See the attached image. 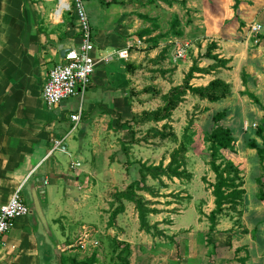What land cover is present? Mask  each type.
I'll list each match as a JSON object with an SVG mask.
<instances>
[{"label":"crops","instance_id":"crops-1","mask_svg":"<svg viewBox=\"0 0 264 264\" xmlns=\"http://www.w3.org/2000/svg\"><path fill=\"white\" fill-rule=\"evenodd\" d=\"M187 2L190 6V0ZM159 4L171 8L163 1ZM154 5L158 3L147 0L90 2L87 11L92 26L94 55L101 60L96 65L84 98L81 96L79 99L80 95L70 97L49 107L42 97V89L50 70L65 62V54L70 48L79 47L81 32L78 20L73 12H64L59 16L60 12L56 13L58 0H43L39 4L30 0H0V204L8 202L28 176L31 175L29 185L32 187L36 186L35 183L40 184L44 176L46 188L43 201L54 235L48 236L40 223L32 221L30 214L17 218L0 242V264H73L74 259L69 257L74 255L71 252L76 247L71 236L76 235L80 225L85 230L90 228L96 232H103L105 227L107 233L121 228L122 237L113 238L129 243L130 247L135 245L119 223L121 218L130 215L128 213L135 212L138 216L134 202L123 199L125 209L117 215L118 223L114 227V224L107 223L110 222L108 216L105 215L104 219L97 208V202L101 201L97 198L98 186L114 185L123 191L139 179L138 172L131 176L128 166L123 163V156H128L132 149L127 147L131 145L127 142L128 124L137 122L143 127L152 123L158 131L162 130L164 123L175 125L177 108L171 118L159 122L143 121V113L136 112L139 108L152 111L163 105L162 95L183 83L195 61L188 59L187 53L174 65L172 57L164 49L168 45L159 53L157 49L160 47H147V43L140 47L136 44L138 31L142 28L138 25L145 20L141 18V13ZM263 11L264 0H240L237 14L241 20L238 25L248 24L249 32L252 23L259 21L264 25ZM229 33L223 28L214 32V37L210 39L217 45L212 53L228 60L226 66H213L216 60L204 55L198 63L203 70L196 71L190 83L206 86L212 80L220 79L231 87V94L224 98L227 102L237 98L240 91L248 90L264 105V32L254 33L256 43L261 40L263 43L252 57L248 55L249 51L245 56L246 53L237 49L236 39H243L227 35ZM250 38L242 42L251 46ZM63 49L65 54H62ZM126 49L128 57H119L118 52ZM244 56L255 59L243 61ZM105 57L109 59L104 60ZM243 64L251 65L243 66L247 72L244 79L241 71ZM80 105L82 116L75 126L71 114ZM261 110L259 115L263 116L264 110ZM172 131L177 135L174 129ZM65 134H68L65 141L68 153L59 151L57 155L55 151L49 154L53 139ZM152 137L153 144L149 145L160 149L156 142L161 139L155 131ZM167 139L172 138L165 141ZM258 141L262 142V139L258 137ZM134 145L139 147L135 142ZM158 149L153 150V156H157ZM233 154L235 164L242 171L245 200L251 201L250 193L253 192H250L249 186L254 185L257 189L259 177L264 183V168L261 167L258 151L243 142ZM73 163L79 165L73 166ZM157 163L152 160L148 164ZM261 202L263 205L254 204L253 207L246 203L248 213H264V199ZM261 216L259 220H254L253 228L264 224V215ZM220 221L222 223H218L217 231L231 227L230 216ZM57 231L60 236L56 234V237ZM215 234L218 238L223 237L221 233ZM227 234L223 235L228 239L230 234ZM229 248L221 252L229 254L228 258H233L240 249L234 245ZM253 248L245 250L250 257L244 264H258L255 259L259 254L258 247ZM223 260H218L217 264H243L238 260ZM94 264H99L97 259Z\"/></svg>","mask_w":264,"mask_h":264},{"label":"rangeland","instance_id":"rangeland-1","mask_svg":"<svg viewBox=\"0 0 264 264\" xmlns=\"http://www.w3.org/2000/svg\"><path fill=\"white\" fill-rule=\"evenodd\" d=\"M84 1L87 8L88 4L93 2V0ZM187 1L175 0V5H173L174 3L170 5L171 8H167L166 5L162 7L158 1V5H154L151 8L147 7L141 13L142 19L144 16L147 18L144 17L143 24L138 25L140 28L142 27L140 30L149 27L153 30L152 37L162 35L160 36V43L156 45V48L160 47L157 49L159 53L165 45H168V49H166L167 55L172 57L175 40L188 41L191 45L188 59L199 63L213 41L210 40L214 37L213 33L219 32L223 28L230 32L227 35L243 39L241 41L236 39L238 41L236 46H238L239 52L243 51L246 53L244 54L245 56L247 51H249L248 55L251 57L253 52L258 51L257 48L263 42L261 40L260 43H256L255 34L251 30L252 33L249 32L248 24L238 25V21L241 19L239 14H237V9L234 7L235 0H190V6ZM30 2L39 4L43 0H30ZM158 6L160 8H157ZM256 23L261 22L258 21ZM253 24L255 23L251 25ZM234 25L235 29L233 28ZM249 37H251L249 44L251 46H246L244 40ZM215 49L216 47L213 48V50ZM245 56L243 61L248 59ZM254 59L250 58L248 61L251 62ZM150 63L153 62L150 61ZM172 63L177 65L176 62ZM243 66L251 65L243 64L241 68ZM241 71L244 79L247 74L245 67ZM187 94L183 103H180L177 107L175 125L169 124L170 127L172 126V130L176 131L178 139H167L165 141V139L158 137L161 141L159 143L156 142V145H160V149L157 146L155 148L160 151L157 152V156H153L155 148L150 146L153 144L150 139H153L152 135L156 130V126L152 123H146L143 127H140L137 122L136 124L131 122L128 124L130 129H126V133H129L127 142L131 143L127 147L137 151L130 149L128 156H123V163L128 166L127 170L131 176L134 177V174L138 172L140 178L139 169L141 164L144 163V159L147 160V164L149 161L152 162L154 160L167 165L170 161L171 152L179 146L180 142H184L188 147L186 168L192 174V178L179 179L163 176V182H159L158 179L148 177L147 184L152 187L154 194H150L147 191H138V193L143 195L145 200L149 202V207L157 209L156 212L150 213L147 217L151 230L148 232L142 229L139 215L136 216L135 212L134 214L133 212L128 213L130 215L121 218L119 222L123 225V230L127 231V238L131 239L135 244L133 247H130V245L129 248L116 246L115 238L113 237H122L121 228L119 230L116 228L115 232L107 233L105 227L103 232H96L90 228L85 230L80 225V228L75 231L76 235L71 236V240H73L76 247L71 252L74 255L69 257V259H74L73 262L71 260L73 264H82L93 254L99 264H102V262L106 264H124L126 259L129 260V264H217L220 259H224L223 261L238 260L239 263L244 264L250 257L249 252L246 254L245 250H250L253 247V249L258 247V258H255L258 260V264H264V261H261L264 259V224L258 226L256 230L253 228L254 220H259L264 213L256 212V214L250 215L248 213L249 208L246 206V203H248L249 207H253L254 204L263 205L259 198V186L257 189L254 185H251V188L249 186L250 192H253L250 193L252 196L251 201L254 203L245 200L237 208L227 204L223 213L219 215L213 231L210 230L211 223L208 219V214L215 208L212 184L216 181V175L209 164L211 160L210 142L207 140L209 132L217 124L231 127L237 137V141H239L238 143L236 142L237 151L245 141L243 139L244 133L253 132L260 124L261 119L264 118V115H259V112L262 114V108L253 98L245 95L244 90L240 91V95H237V98L230 100L231 102H227L225 99L211 102L189 91ZM80 97L81 95L78 98L80 99ZM225 107L231 109L229 114L219 123H214L213 114L223 110ZM144 111L146 110L139 108L136 113L142 114ZM134 142L139 147L136 148ZM148 149H151V151H148ZM223 153L234 161L232 151L224 150ZM56 154H60L59 150L56 151ZM138 157H141V159ZM28 191V189L22 190L21 193L27 205L29 203ZM119 191H121L119 187L114 185L105 184L101 187L98 186L97 198L101 199V201L97 202V208L102 212L101 215L104 219L105 215H107L110 221L114 210L119 209L123 205V200L117 196ZM64 213L67 214L65 211ZM226 216L231 217V227L228 230L217 231L218 223H222L220 219ZM118 217L115 218L114 225L118 223ZM112 222L107 223L111 225ZM114 227H117V225ZM215 230L221 233L223 237L218 238L219 236L215 234ZM225 233H228L227 235L230 234L228 239L224 238L225 235L223 234ZM56 234L60 236L58 231L55 236ZM232 245L239 246L240 249L237 252L235 251V255L233 253V258H228L229 254L221 252L223 249L225 251L230 249L231 247L229 248V246ZM220 253L221 255H219ZM245 254L247 257H245ZM240 257L246 259L243 260Z\"/></svg>","mask_w":264,"mask_h":264},{"label":"trees","instance_id":"trees-1","mask_svg":"<svg viewBox=\"0 0 264 264\" xmlns=\"http://www.w3.org/2000/svg\"><path fill=\"white\" fill-rule=\"evenodd\" d=\"M158 1H163L169 5H172L175 0H147V2L150 3ZM239 3L240 0H235V9H238ZM144 17L147 18L146 16ZM242 24L243 23H241V25ZM152 32L153 30H151L149 27H145V29L138 31L139 38L142 39L144 43H147V47H154L158 45L161 39L160 36L162 35L152 37ZM215 47H217L216 43L212 42L211 45H209L205 56L216 60V63H214L213 66H226L228 60L219 58L218 55L212 53V50ZM164 49H167V47ZM200 70H203V68H200L198 66V62L194 61L190 70L185 75L183 83L171 88L168 93L162 95L164 102L163 105L152 111H144L142 114V120L159 122L171 118L174 110L180 105V103L184 101L188 91L198 95L202 99H208L211 102L223 100L231 94L230 85L220 79L212 80L206 86L192 85L190 80L194 77V73ZM244 94L248 95L250 98H253L254 101L264 110V106L253 93L244 91ZM230 111L231 109L229 107H225L223 110L217 111L212 116L213 122L219 123L229 114ZM169 128H172L170 127L169 123H164L162 125V130L158 131L156 129L155 132L157 133V136L161 137L162 139L172 138L177 140L178 136L172 130L168 131ZM258 137L262 139V142L258 141ZM243 139L245 140L244 143L247 147L257 149L260 164L263 169L264 118L261 119L260 124L255 130H253V132L248 134L245 132ZM207 140L210 142L211 149V160L209 161V164L216 175V181L212 184V193L215 197V208L208 214V219L211 223L210 230L213 231L218 222L219 215L223 213L227 204L237 208L239 205H242L245 202L246 189L244 188V179L241 169L237 164L234 163V161L227 158L225 153H223L224 150H230L236 153L237 137L235 136L233 129L229 126L217 124L209 132ZM187 152V145L184 142H180L179 146L171 152L170 161L167 165H164L163 162H160L157 165L147 164L146 162L142 163L139 169L140 178L130 183L125 190L119 191L117 193V196L121 200L126 199L135 203L142 229L148 232L151 230L147 217L150 213L156 212L157 209L149 207V202L146 201L144 196L139 194L138 191H147L150 194H154L152 187L147 184V179L149 176L154 179H158L159 182H163V176H167L169 178L176 177L179 179H191L192 174L188 172L186 168ZM257 182L259 184V198L263 200L264 183L260 177L257 179ZM123 209L124 205H121L119 209L114 210L110 218V222L113 221L111 224L114 223L115 218L121 211H123ZM256 228L257 226L254 229L256 230ZM114 240L117 245L122 246L123 244L124 247L129 248V243L121 242L117 238ZM95 261L96 256L93 254L82 264H94ZM129 263V260L126 259L124 264Z\"/></svg>","mask_w":264,"mask_h":264},{"label":"built area","instance_id":"built-area-1","mask_svg":"<svg viewBox=\"0 0 264 264\" xmlns=\"http://www.w3.org/2000/svg\"><path fill=\"white\" fill-rule=\"evenodd\" d=\"M59 16L64 12H73L78 20L81 32V42L79 47L70 48L65 54V62L54 66L48 75L42 89V97L49 107L58 105L61 101L73 96H83L95 71L97 60L94 55L95 45L90 17L84 0H58L56 13ZM250 30L255 34L264 32L262 23H255L250 26ZM175 47L172 54V61L178 63L183 60L189 51L190 42L175 40ZM136 44L143 46L142 39H137ZM119 57L127 58L128 50L118 52ZM108 60L109 57L103 58ZM82 116V106L71 114V120L75 126L79 123ZM74 126V128H75ZM256 126V125H255ZM68 134L55 138L52 141L49 154L59 150L68 153L66 139ZM79 163H73V166ZM22 185L19 186L8 202L0 204V242L3 235L8 232L17 218L29 214V207L25 203L22 195ZM97 244V242H96Z\"/></svg>","mask_w":264,"mask_h":264},{"label":"water","instance_id":"water-1","mask_svg":"<svg viewBox=\"0 0 264 264\" xmlns=\"http://www.w3.org/2000/svg\"><path fill=\"white\" fill-rule=\"evenodd\" d=\"M65 52L66 51L63 49L62 54H65ZM30 176H28L25 179L22 185L23 190H26V189L29 190L28 191L29 192L28 207H29L30 217L32 218L33 222L40 223L43 226L48 236L54 237L52 229L50 227L48 217H47L46 205H45V202L43 201V198L45 196L46 178L42 176L40 184L35 183L36 186L34 185L32 187L31 185H29V182L31 181V179H29Z\"/></svg>","mask_w":264,"mask_h":264}]
</instances>
